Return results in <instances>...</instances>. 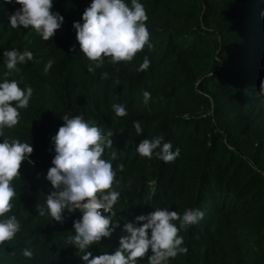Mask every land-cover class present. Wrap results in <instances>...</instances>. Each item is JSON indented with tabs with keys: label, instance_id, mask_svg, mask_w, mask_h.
<instances>
[{
	"label": "trees",
	"instance_id": "trees-1",
	"mask_svg": "<svg viewBox=\"0 0 264 264\" xmlns=\"http://www.w3.org/2000/svg\"><path fill=\"white\" fill-rule=\"evenodd\" d=\"M139 2L152 47L146 45L131 62L113 64L105 58L90 73L92 62L81 51L73 25L83 23L92 0H53L52 12L64 22L48 41L31 27L11 28L9 17L22 6L0 0V83L14 79L21 89H33L28 107L18 109L19 123L3 129L0 143L16 139L34 148L11 182L12 210L0 217L15 215L21 226L0 245V264H85L83 253L66 242L82 213L65 210L60 223L37 211L55 191L47 172L55 156L52 138L64 115L83 116L105 134L113 132L112 148H105L103 158L116 152L111 162L120 184L113 190L120 197L107 215L115 230L90 246L93 257L114 254L127 235L125 224L142 226L136 220L140 215L167 208L182 217L185 210L198 209L203 218L179 231L188 251L167 264H264V96L259 95L264 0ZM125 3L131 6V0ZM25 49L34 59L9 72L5 51ZM145 57L150 66L138 71ZM49 60L54 63L45 73ZM114 104L127 114L116 116ZM134 122L142 128L139 135ZM159 136L173 151L180 149L173 162L137 153L142 140ZM173 223L179 227L178 220ZM25 248L33 251L32 258L23 256ZM151 255L149 249L137 264H149Z\"/></svg>",
	"mask_w": 264,
	"mask_h": 264
},
{
	"label": "clouds",
	"instance_id": "clouds-1",
	"mask_svg": "<svg viewBox=\"0 0 264 264\" xmlns=\"http://www.w3.org/2000/svg\"><path fill=\"white\" fill-rule=\"evenodd\" d=\"M10 2V0H9ZM22 7L10 15V27L15 29H34L43 40L52 39L64 22L63 16L52 12L53 0H16ZM148 17L139 0H131V6L125 0H92L83 13V23L75 22L81 51L92 62L88 71L94 73L101 68L105 58H110L113 64L131 62L147 45L152 47L150 33L146 27ZM5 65L9 72L19 71L17 65L34 59L33 53L25 49L8 50L4 53ZM54 61L49 60L44 68L45 73L51 69ZM147 57L139 65L138 71L149 68ZM6 76L8 73L5 74ZM108 73L102 74L107 79ZM33 89L29 86L21 89L16 80L5 79L0 83V136L5 127L11 129L19 123L18 109L28 107ZM259 95L264 96V80L260 84ZM144 102L150 99V93H143ZM15 105V106H13ZM116 116H125L126 109L114 104ZM64 124L52 138L55 145V156L52 167L48 169L47 180L55 191L47 195L45 206H37L39 216L47 213L56 221L63 223V213L67 210L82 213L80 219L74 222V235L67 237V243L79 250L80 258L85 264H137L149 249L152 255L149 264H167L169 258H174L188 249L182 247L184 240L179 231L189 225L196 224L203 218V212L198 209H187L181 217L176 211L167 208H157L154 212L136 217L142 226L126 223L119 241V248L114 254H101L93 257L88 251L90 246L100 242L102 238L110 237L115 230L112 217L104 215L112 213L120 192L113 190L119 187L117 172L112 160L117 158L112 152L111 159L103 158L105 148H112V131L106 134L96 126L95 121H85L83 116L62 117ZM137 134L142 133L139 122H134ZM170 142H164V137L144 139L136 148L139 155L151 158L153 153L165 163L173 162L180 155V149L172 150ZM34 148L29 143L5 138L0 143V217L12 210V200L16 195L11 186L14 178L20 175L22 163L31 156ZM123 172L124 165H118ZM179 221V227L173 221ZM20 223L15 215L0 220V245L11 241L20 231ZM115 227H119L116 223ZM149 231L151 236L149 237ZM23 256L33 257V251L25 248Z\"/></svg>",
	"mask_w": 264,
	"mask_h": 264
},
{
	"label": "water",
	"instance_id": "water-1",
	"mask_svg": "<svg viewBox=\"0 0 264 264\" xmlns=\"http://www.w3.org/2000/svg\"><path fill=\"white\" fill-rule=\"evenodd\" d=\"M108 214H109V213H105L104 215H106V216H107Z\"/></svg>",
	"mask_w": 264,
	"mask_h": 264
}]
</instances>
